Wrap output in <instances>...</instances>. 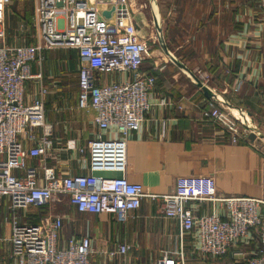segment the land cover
<instances>
[{
  "label": "crops",
  "instance_id": "0c3cea01",
  "mask_svg": "<svg viewBox=\"0 0 264 264\" xmlns=\"http://www.w3.org/2000/svg\"><path fill=\"white\" fill-rule=\"evenodd\" d=\"M16 1L18 8L23 6V0ZM13 3L11 0L7 5L6 13L11 9L15 15L22 14ZM144 4L128 0L122 12L115 13L113 7L106 10L120 29L152 37L158 45V49L147 52L140 66L141 72L156 77L150 93L152 106L127 139L125 176L143 185L145 195L140 206L120 222L112 214L79 211L67 197H60L45 207L17 210V218L32 223L35 217L30 213L38 211L40 223L42 218L61 215L59 246L71 236L89 237L92 264H156L164 254L174 258L182 254L185 264H247L246 259L260 250L254 230L223 255L201 254L195 235L184 232L176 218L163 213L162 196L174 191L180 178L203 177L213 181L217 197L264 198V139L251 141L240 136L232 141L228 130L201 114L207 101L215 98L238 118L237 109L250 115V123L264 133V8L257 0H149L156 31L161 23L159 36L146 34L151 28L142 14ZM34 7L35 0L31 18L21 16L9 39L6 34V43L23 42L17 28L21 22L30 24L25 42L35 43L31 33ZM127 76L117 72L104 79ZM28 81L25 95L30 101L36 90ZM76 84L70 104L63 103L59 93L44 96L45 119L52 126L54 148V156L47 163L61 174L88 171L87 149L84 153L69 150L66 142L74 139L77 147L85 148L98 130L93 112L77 107L78 66ZM200 84L209 86L213 96L206 95ZM162 98L165 104L159 103ZM102 135L111 138L117 133L109 128ZM25 144L30 145L28 141ZM28 161L34 163L36 159ZM187 204L195 214L227 215L225 204L218 200L192 199ZM11 218L8 198L0 195V264H16L9 241ZM120 242L129 244L127 253L109 258L107 250Z\"/></svg>",
  "mask_w": 264,
  "mask_h": 264
},
{
  "label": "built area",
  "instance_id": "2783aa9c",
  "mask_svg": "<svg viewBox=\"0 0 264 264\" xmlns=\"http://www.w3.org/2000/svg\"><path fill=\"white\" fill-rule=\"evenodd\" d=\"M257 1L264 8V0ZM10 2L0 0V195L8 198L12 211L11 255L16 264H92L89 237L71 236L59 246L61 215L42 218L40 223L19 222L16 211L67 197L79 211L108 213L123 222L131 210L140 206L145 195L143 185L129 181L125 170L128 136L139 128L152 106L150 93L156 77L140 71L148 52V39L120 29L105 14L111 7L115 13L122 12L128 0H35L31 25L38 40L25 42L30 24L21 22L17 28L24 41L8 44L5 17ZM56 46L77 51V107L93 112L98 129L85 148L77 147L74 139L66 142L69 150L84 153L87 149L88 171L84 173L61 174L47 163L54 156L52 126L45 119L47 88L38 85L33 98L26 100V82L39 76L31 71L38 60V50ZM117 72L128 76L104 79ZM159 103L165 104L166 100L162 98ZM201 114L228 130L232 141L248 137L247 125H252L249 118L247 122L238 118L215 98L207 101ZM109 128H114L115 137H103V131ZM162 199L163 213L176 218L184 232L195 235L201 254L223 255L254 230L260 250L246 262L264 264V198L217 197L211 179L183 177L174 191ZM192 199L221 201L227 215L222 218L216 212L195 214L187 204ZM129 248V244L120 242L106 254L109 258L123 257ZM156 264L185 262L182 254L177 258L164 254Z\"/></svg>",
  "mask_w": 264,
  "mask_h": 264
},
{
  "label": "rangeland",
  "instance_id": "374dc122",
  "mask_svg": "<svg viewBox=\"0 0 264 264\" xmlns=\"http://www.w3.org/2000/svg\"><path fill=\"white\" fill-rule=\"evenodd\" d=\"M13 1L15 4L13 3L12 6L16 5V9L20 10L22 14L15 15L14 13H12L11 9H9V11L6 13L5 22L7 24L5 28L7 27L6 34L8 39L12 35L11 33L14 32L16 23L18 19L20 20L21 16L31 18L34 6V0L20 1L21 6L23 5L22 7L19 6L20 8H18L16 4L17 1ZM140 2L146 4V6L145 4L143 5L144 10L142 11V14L145 16V19L150 23L151 28L146 30V34H158L160 36L161 23L160 26L158 24V30L156 31V26H154V23L152 21V13L149 6V0H136V3ZM162 28H164L163 24ZM31 33L36 34L35 29L32 28ZM36 39L38 40V37L37 35H34V42L36 41ZM156 42L157 41H155L154 38L148 37V52L151 53L153 50L158 49V45ZM75 54L76 53L74 49L62 46H56L50 49L42 47L41 49H39L37 52L38 60H36L31 66V71L33 73L39 74V76L29 79L28 82L30 84V87L33 90H37L38 85L43 84V86L46 87L48 90L47 95L54 94L55 97V94L59 93L63 97V103H65L66 105L70 104L69 101L73 97V93L75 92L77 86L76 80L78 62L75 57ZM248 117L251 121L250 115H248ZM30 209L28 210L31 211Z\"/></svg>",
  "mask_w": 264,
  "mask_h": 264
},
{
  "label": "water",
  "instance_id": "95a60500",
  "mask_svg": "<svg viewBox=\"0 0 264 264\" xmlns=\"http://www.w3.org/2000/svg\"><path fill=\"white\" fill-rule=\"evenodd\" d=\"M105 14H108V13L105 12ZM200 85L203 88L206 95L213 96L212 89L209 86L203 85V84H200ZM247 126L250 128L248 139H250L251 141H254L256 137L264 139V133L261 130H259V128H257L256 126L249 125V124Z\"/></svg>",
  "mask_w": 264,
  "mask_h": 264
},
{
  "label": "trees",
  "instance_id": "16d2710c",
  "mask_svg": "<svg viewBox=\"0 0 264 264\" xmlns=\"http://www.w3.org/2000/svg\"><path fill=\"white\" fill-rule=\"evenodd\" d=\"M179 31V30H178ZM175 33V32H174ZM178 34H180V31L178 32ZM169 48H171V49H173L174 48V46H168ZM155 84H156V82H155ZM45 207V205H42V206H40V207ZM40 207H38V208H40ZM30 215H33L34 217H35V219L34 220H32V223H37L38 222V211H36V212H31L30 213Z\"/></svg>",
  "mask_w": 264,
  "mask_h": 264
},
{
  "label": "bare ground",
  "instance_id": "6f19581e",
  "mask_svg": "<svg viewBox=\"0 0 264 264\" xmlns=\"http://www.w3.org/2000/svg\"><path fill=\"white\" fill-rule=\"evenodd\" d=\"M239 114V118H241L242 120H245L247 122L248 120V116L246 114H242L240 110H238Z\"/></svg>",
  "mask_w": 264,
  "mask_h": 264
}]
</instances>
